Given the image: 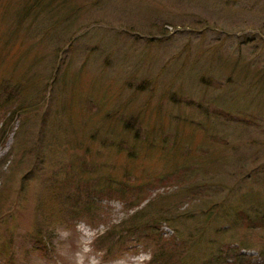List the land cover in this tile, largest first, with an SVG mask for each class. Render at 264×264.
Listing matches in <instances>:
<instances>
[{"label": "rangeland", "instance_id": "obj_1", "mask_svg": "<svg viewBox=\"0 0 264 264\" xmlns=\"http://www.w3.org/2000/svg\"><path fill=\"white\" fill-rule=\"evenodd\" d=\"M0 264H264V0H0Z\"/></svg>", "mask_w": 264, "mask_h": 264}]
</instances>
